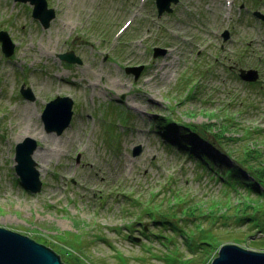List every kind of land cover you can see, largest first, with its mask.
Returning a JSON list of instances; mask_svg holds the SVG:
<instances>
[{
    "label": "rangeland",
    "instance_id": "374dc122",
    "mask_svg": "<svg viewBox=\"0 0 264 264\" xmlns=\"http://www.w3.org/2000/svg\"><path fill=\"white\" fill-rule=\"evenodd\" d=\"M46 1L55 17L43 28L28 0H0L14 43L6 56L0 41V226L65 264H210L223 243L264 251V231L237 217L249 188L218 176L246 150L264 158V22L253 15L264 0H179L161 14L155 0ZM67 51L81 62L58 57ZM139 65L137 77L126 71ZM240 67L258 69V81ZM57 95L73 100L60 134L41 121ZM29 135L50 155L35 159L37 192L14 169ZM202 230L217 249L190 244Z\"/></svg>",
    "mask_w": 264,
    "mask_h": 264
},
{
    "label": "water",
    "instance_id": "95a60500",
    "mask_svg": "<svg viewBox=\"0 0 264 264\" xmlns=\"http://www.w3.org/2000/svg\"><path fill=\"white\" fill-rule=\"evenodd\" d=\"M27 1V0H21ZM33 4L32 15L39 19L44 27H48L55 16V9L48 7L46 0H28ZM178 0H155L158 14L163 11H171V3ZM255 14L264 20V13L255 11ZM228 36L227 31L224 32ZM1 48L5 55L13 51L14 43L4 30H0ZM154 54L162 49L154 48ZM58 56L69 62H81V59L72 51L59 53ZM142 65L129 66L127 71H133L135 77L139 75ZM239 75L242 79L255 81L258 78L256 69L240 68ZM21 93L27 99H33L34 95L29 87L21 85ZM73 100L67 95H57L48 101L42 111L41 120L44 129L48 132L55 131L60 134L70 124L73 114ZM38 148L35 138L25 136L15 144L14 161L15 171L20 182L31 192H37L41 188L38 162L32 157L34 150ZM140 151V145H136L133 152ZM0 264H65L60 259V254L42 242L19 233L7 227L0 226ZM210 264H264V251L244 248L236 243H223Z\"/></svg>",
    "mask_w": 264,
    "mask_h": 264
},
{
    "label": "trees",
    "instance_id": "16d2710c",
    "mask_svg": "<svg viewBox=\"0 0 264 264\" xmlns=\"http://www.w3.org/2000/svg\"><path fill=\"white\" fill-rule=\"evenodd\" d=\"M168 119L169 120L162 119V121H164V120L167 121L169 123L168 127L170 129H175V127L172 124H170V122H169V121H171V119L170 118H168ZM165 121H164V123H165ZM225 122H226V124L230 125L227 120H225ZM174 124L176 126H180V123H178V124L174 123ZM186 124L188 126V123H186ZM193 129L188 127V129L183 130V131H185V132L190 131L192 133ZM189 143H191L193 146L197 145L194 135H193V138L191 139V141ZM189 147H190V145H189ZM244 152H245V155L242 157V159H237L238 161H240L239 164L235 161V164L233 166L230 165L228 168H225L223 170V172L221 171L222 173H220V175H218V173H216V174L222 178H226V182L232 183L234 185H238L239 183L241 184V182L245 183V185L249 188V196H250L247 199V202L243 206V208H247V210L244 212L240 211V213H238L237 217L242 222H245V223H246V221H249V220L255 221V225L253 224L251 226H256V227H258L259 231H264V206L262 205V202L264 201V161H263L264 158L261 157V155H257L254 157L251 154V152H254L253 150H250V151L246 150ZM186 153L188 154V156H192V155L193 156L194 155L199 156L202 159V164L206 165V167H209L214 172L213 168H215L214 166H216V165L213 163H208L209 160L204 159L205 157L207 158V156H209L208 154H207V156H206L205 152H202L201 154H199L198 152H196L192 148L189 151H187ZM242 169H246V171L248 170L249 174L252 175V178L248 179V178H245L244 176H242L240 174V171ZM235 175H237L238 178H236ZM257 185L261 186L262 188H259ZM250 189H252V194L254 192L255 197H253V195H250L251 194ZM260 209H262L263 211H259ZM237 211H236V213H237ZM237 225H242V223H237ZM212 234H213V231H211V230H207V231L202 230L201 235H200L198 240H196V238H194V239L191 238L188 241L190 242V244H192V246L198 247V246L206 245V246H210V248L212 249V247L216 243V242H212L210 240V237ZM252 242L254 243V245L259 243V241H257V240H252ZM220 245H222V244H220ZM220 245L218 246V248L220 247ZM215 248L217 249V245H215ZM59 253L60 252H58V254ZM60 255H62V254L60 253ZM203 258L204 257H201L200 259L203 260Z\"/></svg>",
    "mask_w": 264,
    "mask_h": 264
},
{
    "label": "bare ground",
    "instance_id": "6f19581e",
    "mask_svg": "<svg viewBox=\"0 0 264 264\" xmlns=\"http://www.w3.org/2000/svg\"><path fill=\"white\" fill-rule=\"evenodd\" d=\"M124 84V83H122ZM30 136V135H29ZM36 135H34L35 137ZM31 138H34L33 136H30ZM49 153L48 152H45V151H41L39 150L38 148L36 150H34L33 154H32V157L34 159H40V158H49Z\"/></svg>",
    "mask_w": 264,
    "mask_h": 264
}]
</instances>
